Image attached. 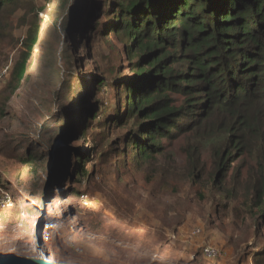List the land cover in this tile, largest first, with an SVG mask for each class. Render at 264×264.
I'll return each mask as SVG.
<instances>
[{
    "label": "trees",
    "instance_id": "trees-1",
    "mask_svg": "<svg viewBox=\"0 0 264 264\" xmlns=\"http://www.w3.org/2000/svg\"><path fill=\"white\" fill-rule=\"evenodd\" d=\"M36 2L0 0V47L12 45L18 53L9 93L0 98L2 106L27 75L36 47H42V29L55 23L43 25L40 13H51ZM20 10L25 12L18 15ZM56 13L63 25L48 33L67 34L68 76L61 109H67L71 83L79 80L77 71L86 62L78 56L84 47L79 33L89 42L95 32L106 42L112 34L121 44L117 61L124 57L128 63V74L109 60L105 68H95L91 80L80 76L84 91L90 81L98 90L107 86L113 102H100L91 114L82 110L87 120L81 119L85 123L78 126L82 137L91 127L99 128L93 145L96 151L105 148L102 161L110 158L113 166L125 168L128 159L140 166L160 163L163 157V164L150 168L147 178L159 185L157 194L177 191L179 180L199 184L213 174L209 188L214 197L236 214L254 216L256 231L264 228V0H58ZM16 27H27V33L15 36ZM47 44V60H36V69L42 71L49 67L47 62L55 65L56 45L52 40ZM80 102L86 103L87 96H80ZM179 118L184 124L179 125ZM72 122L74 118L66 119L54 131L47 124L45 130L55 133L54 139H64ZM179 136L184 141L180 168L164 154L162 140ZM44 142L55 146L48 135ZM23 161L38 160L30 152ZM77 169L88 176L83 164ZM51 198L47 196L48 206ZM263 258L264 250L252 256L254 264H262Z\"/></svg>",
    "mask_w": 264,
    "mask_h": 264
},
{
    "label": "rangeland",
    "instance_id": "rangeland-1",
    "mask_svg": "<svg viewBox=\"0 0 264 264\" xmlns=\"http://www.w3.org/2000/svg\"><path fill=\"white\" fill-rule=\"evenodd\" d=\"M36 4L51 13L44 14L42 10L43 25L55 22L54 26L42 29L43 45L36 47L27 75L9 102L5 106L0 103V255L44 256L53 250V255H59L56 260L82 264H254L253 254L264 250V228L256 231L254 216L248 212L236 214L223 199L214 197L209 188L213 174L208 173L199 184L179 180L177 191L169 189L157 194L159 185L147 178L150 168L163 164V157H159L160 163L140 166L128 159L125 168H117L110 158L102 161L100 155H105V148L95 150L93 136L98 127H91L85 137L79 134L78 126L85 123L80 120H87L82 110L91 114L100 102L113 104L109 87L98 90L90 81L84 91L80 76L90 79L109 60L128 74V63L124 57L117 61L115 54L121 44L112 34L106 42L95 32L89 42L79 33L78 42L84 47L78 56L86 62L77 71L79 80L71 83L67 109H61L65 106L68 76L67 34L65 30L48 33L63 25L56 13L58 0H37ZM24 12L20 10L18 15ZM26 28L16 27L15 36L22 37ZM48 40L56 45L55 65L47 62L49 67L42 71L36 69V60L38 56L40 61L47 60ZM17 54L12 45L0 47V98L9 93ZM70 56L74 57V53ZM83 95L87 102L81 105ZM78 111L80 114L73 117V112ZM97 115L101 117L102 113ZM73 118L64 139H54L55 133L47 134ZM184 122V118L178 119L179 125ZM115 134L111 132L109 138ZM47 135L56 147L45 146ZM162 140L164 154L180 168L184 141L180 136ZM30 152L37 157L36 163L23 161ZM202 157L209 161L207 151ZM82 164L89 179L78 172ZM51 194L48 206L47 196ZM82 194L91 197L89 201L97 206H85L80 201ZM8 200L16 203L7 204ZM231 203L240 205L238 201ZM29 211H36V215ZM55 220L62 223V230L61 239L54 242L50 232ZM47 224L50 240L45 235ZM260 262L264 264V258Z\"/></svg>",
    "mask_w": 264,
    "mask_h": 264
},
{
    "label": "water",
    "instance_id": "water-1",
    "mask_svg": "<svg viewBox=\"0 0 264 264\" xmlns=\"http://www.w3.org/2000/svg\"><path fill=\"white\" fill-rule=\"evenodd\" d=\"M46 235H48L49 240L51 239L50 235L48 234V224L45 226ZM52 233V232H50ZM57 257L59 255L57 254ZM45 263H51V260H48V258L45 259V256H35L32 255V257L27 255H16V256H6V255H0V264H41L42 262ZM56 264H82V263H72V262H66L63 260H57L54 261Z\"/></svg>",
    "mask_w": 264,
    "mask_h": 264
},
{
    "label": "bare ground",
    "instance_id": "bare-ground-1",
    "mask_svg": "<svg viewBox=\"0 0 264 264\" xmlns=\"http://www.w3.org/2000/svg\"><path fill=\"white\" fill-rule=\"evenodd\" d=\"M88 197V196H87ZM82 199H83V201H84V203H85V205H88L89 207H92V208H94V207H96L97 206V204L95 205L94 204V202L91 200V201H89V199L88 198H84V196H82ZM13 202H15L16 203V201H13ZM13 202H8V204H10V203H13ZM5 204V203H4ZM6 205V204H5ZM42 206V205H41ZM43 208H45V206L43 205L42 206ZM43 208H39V209H43ZM30 212V211H29ZM28 213V212H27ZM38 213V212H37ZM30 214L31 215H34L35 214V212L34 213H31L30 212ZM30 217V216H29ZM48 217H49V214H48ZM27 223V222H26ZM26 225V224H25ZM26 227V226H25ZM21 232H23V231H21ZM27 256H30V255H27ZM44 256H45V259L46 258H48V260H51V263H45L44 261L41 263V264H56L54 261H57L56 260V256L55 255H53V253H52V251H49L48 252V254H44ZM30 257H32V256H30ZM59 264H61V263H59Z\"/></svg>",
    "mask_w": 264,
    "mask_h": 264
},
{
    "label": "built area",
    "instance_id": "built-area-1",
    "mask_svg": "<svg viewBox=\"0 0 264 264\" xmlns=\"http://www.w3.org/2000/svg\"><path fill=\"white\" fill-rule=\"evenodd\" d=\"M9 200H10V198H9ZM53 223H54L55 227H54V229L52 231V237H53V240L55 242V240L59 241L61 239V230H62V226L61 225H62V223L59 220H55ZM48 251H53V250H48ZM215 256H216V254H214L211 258H214Z\"/></svg>",
    "mask_w": 264,
    "mask_h": 264
}]
</instances>
